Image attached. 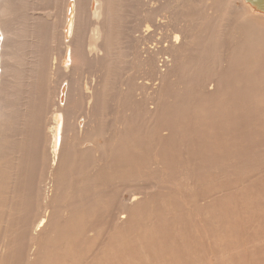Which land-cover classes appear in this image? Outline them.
<instances>
[{"label":"bare ground","instance_id":"bare-ground-1","mask_svg":"<svg viewBox=\"0 0 264 264\" xmlns=\"http://www.w3.org/2000/svg\"><path fill=\"white\" fill-rule=\"evenodd\" d=\"M180 138L211 171L235 172L249 150L239 173L262 164L264 0H0V233L54 226L46 246L71 253L105 220L133 226L132 183L162 187Z\"/></svg>","mask_w":264,"mask_h":264},{"label":"rangeland","instance_id":"rangeland-1","mask_svg":"<svg viewBox=\"0 0 264 264\" xmlns=\"http://www.w3.org/2000/svg\"><path fill=\"white\" fill-rule=\"evenodd\" d=\"M240 125L244 124L241 123ZM191 143L195 142L193 141ZM261 144H264V142ZM189 146H191L190 143L185 142V140L182 141L181 138L179 142H177L175 151L176 155H173L174 162L171 158V160L169 159V162L167 163L166 178L162 187L159 184V180L156 178V174H153V176L151 177L142 176L143 181H135L134 183H132L133 188L141 192L140 197L142 198V202L135 208V211L137 212V218L134 222L135 224L132 223L134 224L133 226L136 225V234L134 233L135 235L133 234L131 236V233L134 232V230L133 232H130L129 230L131 228L132 231L133 226L131 224V226H127L128 229H124V225L121 226L113 223L110 224L105 220L106 222L104 221V223H100L97 224V226H94L95 230L93 232L95 235L93 236L94 239L91 238L92 245H85L87 249H85V247L83 249L84 241L81 240L80 242L82 243H79L78 241L73 246V248L76 249V252L79 249V252H77L78 254L74 249H72L74 251H72L73 254H71L72 252H69L71 250H69V246L67 247L66 244H62L56 249H52L51 247L46 246L47 243L53 244L52 238L56 235L55 227L53 226V224H51L53 228H50L51 231L46 232V234L44 235L45 237L42 236L41 238L35 240L25 239L26 237L20 239V235H17V233L19 232L21 226L17 223L14 226L15 228H13L14 231H12V234L16 235L14 237H12L6 231V228H4L3 225V232L0 233V249H3V253L0 252V264H111L112 261L113 264H162V262L163 264H228V262L229 264H264V200H262L264 199V160H262V164L257 169L250 172L246 171V174L241 175L239 173V168L243 167L244 164H242V162L248 159L249 153L251 151L249 150L248 154L245 156L246 158L240 160L241 162H239L238 159L235 158L234 165H236L235 167L237 168L235 172H232L231 168L222 170H219V168H212L211 171V167L205 168L204 163L200 164L198 158L192 156V158H190L187 155ZM262 147V150H260V152H264V145H262ZM260 152L258 155V152L254 153L252 157L260 156ZM257 159L258 158H250L248 160V163H251V161H255ZM148 167L154 170V166L152 164ZM245 168H249L247 166V163ZM255 173H257L258 175ZM193 180L195 181L196 185ZM207 185L208 187H206ZM213 186H215V188ZM243 189L245 190L243 191ZM257 195L259 198H257ZM219 202L221 204H219ZM230 202L232 204H230ZM185 208L187 210H185ZM255 210L259 211L257 212ZM140 213H143L141 214V219H139V216H141ZM235 215L236 217H233ZM143 217L144 220L146 219L145 217H147L148 221H146L147 219L145 220V222L144 220L141 221ZM150 218H152L153 220H150ZM138 221L140 224L144 223V226L146 224L145 228L143 225H140ZM168 221L171 223H169ZM61 222L62 218L58 217L57 223L61 224ZM164 222L166 225L164 224ZM155 224L158 226V228ZM98 229H100V231ZM148 229H150L151 231H149ZM118 230L121 234L117 236V238L112 239L116 236L115 232ZM153 230H156L157 233ZM125 231H129L130 235ZM99 232L101 234L104 232L103 236H101V234L98 235ZM220 237L223 240H221ZM229 238H231L232 240ZM133 240L139 244H136L135 242L131 243ZM110 241H112L111 244L113 245V247L115 246L114 249L116 248V251L119 250L117 252L115 251L116 254L114 252V254L112 255L111 253L113 252H111L107 255V252H98V250L100 249H102L103 251H108L107 249L104 250L103 246L106 247V244ZM145 241L147 244L145 243ZM7 242H10V245L8 247H3V245H5ZM96 245H98V249L96 248ZM32 246H36L38 248V252L36 255L29 254ZM45 247L47 250L45 249ZM81 247L82 251L80 250ZM21 248L24 249L23 260L21 262H18L16 259V254L17 251ZM88 248H90V251H88ZM106 248H108V246ZM208 248H210L211 251ZM166 249L169 250V252ZM74 252L76 254L75 256ZM61 253L65 254L63 255ZM79 253L81 254V256H78L80 255ZM162 255H166L164 256L165 258L162 257ZM79 259L81 260V262ZM137 259L139 260L136 261ZM95 261L97 263H95Z\"/></svg>","mask_w":264,"mask_h":264}]
</instances>
